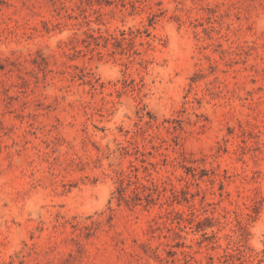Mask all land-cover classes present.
<instances>
[{"label": "rangeland", "instance_id": "374dc122", "mask_svg": "<svg viewBox=\"0 0 264 264\" xmlns=\"http://www.w3.org/2000/svg\"><path fill=\"white\" fill-rule=\"evenodd\" d=\"M0 264H264V0H0Z\"/></svg>", "mask_w": 264, "mask_h": 264}]
</instances>
